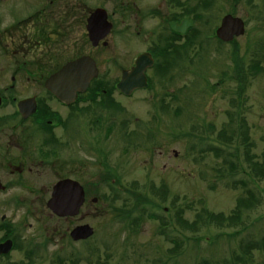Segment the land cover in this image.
Here are the masks:
<instances>
[{"label": "flooded vegetation", "instance_id": "obj_1", "mask_svg": "<svg viewBox=\"0 0 264 264\" xmlns=\"http://www.w3.org/2000/svg\"><path fill=\"white\" fill-rule=\"evenodd\" d=\"M213 1L32 0L31 8L13 18L9 10L23 0H0V80L6 71L11 74L10 83L0 82V264L104 262L98 252L103 232L122 218L103 211V204L116 200L113 188L123 187L119 169L141 147L132 135L137 118L123 103L150 92L143 128L145 141L157 146L169 122L166 106L175 105L172 117H181L182 76L197 74V26H212L204 9ZM98 10L110 24L106 34ZM228 14L219 17L214 34ZM113 37L111 59L128 62L101 68L96 56ZM208 37L214 38L205 33L203 40ZM141 56L147 86L121 90L123 72ZM77 59L90 60L96 76L73 100L71 94L61 100L46 81ZM22 75L33 77L32 83H18ZM175 135L180 138L181 129ZM104 187L110 195L104 196ZM53 201L64 203L58 204L63 213L49 206ZM131 219L137 225L139 218Z\"/></svg>", "mask_w": 264, "mask_h": 264}, {"label": "rangeland", "instance_id": "obj_2", "mask_svg": "<svg viewBox=\"0 0 264 264\" xmlns=\"http://www.w3.org/2000/svg\"><path fill=\"white\" fill-rule=\"evenodd\" d=\"M31 3L32 0H23L9 10V14L15 18L31 8H27ZM257 3L258 8L255 7ZM228 11L244 20V34L227 45L212 37L203 40V35L213 32L219 17ZM204 12L212 26L202 27L201 22L197 26L200 57L197 74L182 76L181 117H172L176 106L168 104L170 110L166 109V117L169 122L167 128H163L165 135L159 144L156 141L157 146H153L155 142L145 141L143 128L150 108L146 101L150 92L137 93L123 103L131 112L130 117L137 118L132 135L135 145L140 143L141 147L130 152L126 157L129 163L119 169L118 180L123 187L113 188L116 200H103V211L116 213L122 219L114 220L103 232L104 245L98 248L99 256L104 260L102 264H264L263 61V72L250 69L253 64L258 68V56H264V47L259 49L260 42L264 41V0H229L228 3L214 0ZM113 41L114 37L110 38L108 48L96 56L101 68L115 69L116 61L119 64L128 62L127 59H111L110 54L117 47ZM225 52H229L228 57ZM236 67L247 80L241 99L236 97L239 86L234 75ZM10 77V72L6 71L0 82L8 84ZM32 78L22 75L18 83L29 85ZM171 94L174 95V91ZM237 105L245 119L246 133L242 127L230 128L232 123L226 112H234ZM179 129L181 137L177 138L175 134ZM221 132L226 137L231 136L229 153L233 155L225 151L217 156L204 150L206 140L203 138ZM243 137L251 143L247 150L251 156L249 160H246V148L237 141ZM159 149L162 150L160 155L157 154ZM173 151L177 153L176 157ZM254 162L258 163V178L251 175L247 182L241 170L251 172ZM252 179L256 181L255 185L251 183ZM241 180L247 183L245 187L239 183ZM128 181L136 184L126 185ZM150 187L164 192L166 198L158 202L156 197L136 193L149 194ZM103 193L110 195V190L104 187ZM240 198L248 202L241 210L236 205ZM236 207L237 215L231 217ZM208 213L211 214L209 219ZM131 217V220L139 218L137 225L128 221ZM183 220L193 229L179 227ZM161 224H165L164 229ZM192 237L198 238L193 240ZM174 240L179 243L176 252H172Z\"/></svg>", "mask_w": 264, "mask_h": 264}, {"label": "water", "instance_id": "obj_3", "mask_svg": "<svg viewBox=\"0 0 264 264\" xmlns=\"http://www.w3.org/2000/svg\"><path fill=\"white\" fill-rule=\"evenodd\" d=\"M98 11H102L103 25L106 34L110 28V24L105 22V12L103 10ZM90 22L94 24V18H91ZM244 30L243 20L228 14L222 18L219 27L216 29V36L224 42H230L234 37L243 35ZM89 61L90 60L85 61L84 59H77L67 63L46 81V86L62 100L69 98V94H71V98H74L76 92L84 91L89 81L96 76V69L93 66V63ZM141 62L142 56L137 59L134 68H132L130 72H123L121 81L119 82V88L121 90H125L124 87H129V90H131L134 88H142L147 85L143 75L144 68L141 65ZM63 83L70 84L71 89L64 90L62 86H56L62 85ZM65 95L68 96L65 97ZM21 106L22 104H20V107ZM53 203L56 202L53 201L49 203V206H51L54 211L59 210L62 213L64 212L63 207L60 209L58 206V204L64 206L63 202H57L56 207H53Z\"/></svg>", "mask_w": 264, "mask_h": 264}, {"label": "trees", "instance_id": "obj_4", "mask_svg": "<svg viewBox=\"0 0 264 264\" xmlns=\"http://www.w3.org/2000/svg\"><path fill=\"white\" fill-rule=\"evenodd\" d=\"M263 47H264V41L260 42L259 49L262 50ZM262 61L264 63V56H258V68H257V66L255 64H253V65L250 66V69L254 68L252 70L255 71V72L256 71L263 72V66L261 65V62ZM235 69H236L237 73H234V75L237 76L236 77V80H237L238 85H239L238 86V89L236 91L237 92L236 93V97H238L239 99H241L242 94L245 91V88L247 87V84H246L247 80H245L244 76L242 75V73L238 69V67H236ZM221 81H222V79H221ZM171 96L173 98H175L174 95L171 94ZM167 108H168V110H170V105H167L166 106V109ZM236 108L237 109L234 112L233 111L231 113H229V111L226 112L227 117H229V120L232 123L231 126H230V128L231 127H234V128H236V127L237 128L242 127V128L245 129V133H246L245 119L241 115V111H240L238 105L236 106ZM176 111H178V108L177 107H174L173 110H172V113H173L174 116L176 114ZM181 112H182V109H181ZM233 124H234V126H233ZM236 131L238 132V130H236ZM203 140H206V147L204 148V150H206L208 152H212L213 154H216L217 156H219L218 155L219 153H226L225 151H228V154L233 155L232 153H229L230 146H231L230 145V143H231L230 141L232 140L231 136L226 137L225 136V133L221 132L220 134H216L215 136L204 137ZM237 141H240V143L246 148V151H245L246 160H249L251 156L248 155V151L247 150L250 147L251 143H249L247 137H243L241 140L239 139ZM199 151L202 152L200 149H199ZM230 165H231V168L233 169V164L231 163ZM230 165L227 167V169L230 168ZM218 167L219 166H217L216 169ZM242 168H243V166H241L240 169H242ZM241 171L244 172V175H245V177L247 179V182H250V176L251 175H253L252 178H258V163L257 162H254L253 163V170H251L252 173L251 172H248V171H245V169L244 170H241ZM255 182L256 181L254 179L251 180V183L253 185H255ZM239 183L242 186H244V187L247 184L244 180H241ZM148 192H149V194L148 193L145 194L143 192H139L138 193V191L136 193L138 195H141V196L144 194L145 196H148V197H151V198L156 197L159 200L158 202H162V200H164V198H166V196H167L164 192L163 193H160L159 190L156 189L155 187H150V190ZM137 197H139V196H137ZM144 203L145 202H142V204H144ZM247 204H248L247 200H244V199H241V198L238 199L237 200V203H236V205L238 206V209L239 210L244 209V207H246ZM157 206H159V203L157 204ZM141 209L142 210H145L144 207H141ZM238 209H237V207L234 209L233 216H231V217H234L235 215H237ZM176 213H178V212H176ZM208 214L209 215H208L207 219H209L211 217V214L210 213H208ZM175 220H176V218H175ZM214 220L217 223L221 222L218 219H214ZM175 224H176V222H175ZM160 226L165 227V224H161ZM179 227L184 228V229H187V228L188 229H193L192 226H189L187 224V222L184 221V220L182 221V223L179 222ZM192 238H193V240H196L198 237H192ZM186 239L190 240L189 237H186ZM174 241H175L174 242V249H172V252H176L177 251V248L179 247V243L176 240H174Z\"/></svg>", "mask_w": 264, "mask_h": 264}]
</instances>
